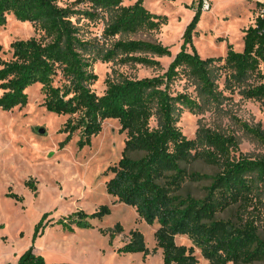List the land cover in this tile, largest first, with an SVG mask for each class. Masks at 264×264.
<instances>
[{"label":"trees","instance_id":"obj_1","mask_svg":"<svg viewBox=\"0 0 264 264\" xmlns=\"http://www.w3.org/2000/svg\"><path fill=\"white\" fill-rule=\"evenodd\" d=\"M81 3L88 8L77 9ZM202 4L203 0H199L198 10L183 33L180 50L164 73L123 77L119 81L108 79L105 91L97 94L91 85L98 78L92 70L98 58L110 60L122 53V62L153 66L160 63L155 56H171L172 51L159 42L134 39L119 40L102 55L93 41L83 37L74 17L94 19L100 11H113L112 22L104 31L111 37L121 32L156 29L164 19L147 9L143 0L129 5L124 0H75L66 6L58 0H0V28L13 15L17 20L32 22L40 35L14 40L11 56L0 58V108L12 110L27 105V89L40 84L43 106L68 116L60 129L66 134L62 146L77 132L79 147L90 145L106 119H117L119 131L126 135L125 146L120 160L104 172L111 174L105 182L106 190L118 202L133 206L148 224H159L154 236L157 247L162 249L163 264H200L193 247L176 242L177 235L188 236L208 264H253L264 261V240L256 226L246 222L238 227L217 214L234 205L246 209L254 204L256 192L264 184V156L236 155L239 145L232 134L200 128L194 138H189L178 125L183 109L200 106L191 94L171 89L182 73L198 82L200 94L213 99L219 95L216 81L220 67L216 64L222 57H202L193 43ZM243 44L241 51L229 46L223 65L229 71L228 80L242 84L249 75H255L258 83L242 93L264 101V74L260 69L264 61V21L257 18L244 31ZM243 126L264 144L262 129L245 123ZM196 160L218 171L207 174L189 169L188 165ZM202 181L209 182L204 196L187 190L188 183ZM26 184L36 190L33 182ZM8 197L23 201L15 192L8 193ZM110 211L108 205L92 213L80 210L57 223L70 231L74 230L72 222L91 228V219L101 220ZM45 216L35 225L33 243L44 231ZM113 238L110 232V241ZM119 251L147 253L143 232L131 230L130 241ZM5 264L77 263L49 262L34 251L32 244L16 263Z\"/></svg>","mask_w":264,"mask_h":264},{"label":"rangeland","instance_id":"obj_2","mask_svg":"<svg viewBox=\"0 0 264 264\" xmlns=\"http://www.w3.org/2000/svg\"><path fill=\"white\" fill-rule=\"evenodd\" d=\"M74 1L58 0V3L66 6ZM135 1L124 0V4ZM207 1L210 8H201L193 43L202 57H222L216 64L220 67L216 81L219 95L213 99L200 94L198 82L182 73L171 89L191 94L200 106L193 110L183 109L178 125L189 138H194L200 128L232 134L239 145L236 155L263 157L264 144L243 126L245 123L264 131V101L247 98L242 93L248 86L258 83V78L249 75L242 84H236L228 80L229 71L223 66L230 45L237 51L243 49L244 31L256 23V0ZM143 3L165 20L158 28L121 32L111 37L104 31L112 22L113 11H100L94 19L83 15L74 17L83 37L93 41L102 55L117 41L134 39L159 42L170 46L172 51L171 56H155L160 63L153 66L122 62L125 57L122 53L110 60L98 58L92 67L98 78L91 85L97 94L105 91L108 79L119 81L123 77L142 78L164 73L180 50L183 33L198 10L199 0H143ZM76 8L83 10L88 6L81 3ZM27 23L8 16L6 25L0 28V58L11 56L14 40L40 36L34 24ZM41 87L35 84L27 89V105L12 110L0 108V264L16 263L32 244L34 251L49 262L163 264L162 249L157 247L154 236L159 224H148L133 206L118 202L106 190L105 182L111 174L104 172L120 160L125 146L126 135L119 131V121L106 119L102 131L92 138L90 145L79 147L80 133L77 132L62 146L66 134L60 129L68 116L58 115L43 106ZM132 155L137 156L136 153ZM188 168L207 174L218 171L217 167L200 160L192 162ZM28 181L35 184L36 190L26 184ZM208 183H188L186 188L202 197ZM10 192L22 196L23 201L8 197ZM103 205H108L111 211L101 220L91 219L94 227L81 228L72 222L74 230L70 231L57 223L74 212L92 213ZM44 214V231L33 243L35 225ZM217 216L238 227L252 222L264 240V184L256 192L252 206L245 209L234 205L218 212ZM133 229L143 232L149 249L147 253L119 251L130 241ZM110 232L114 233L112 241ZM175 240L193 247L199 263L208 264L188 236L177 235ZM253 264H264V261Z\"/></svg>","mask_w":264,"mask_h":264},{"label":"built area","instance_id":"obj_3","mask_svg":"<svg viewBox=\"0 0 264 264\" xmlns=\"http://www.w3.org/2000/svg\"><path fill=\"white\" fill-rule=\"evenodd\" d=\"M202 6L204 7V9L210 8L209 2L207 0H203ZM256 15L258 19L264 21V0H256ZM260 69L264 74V61L261 63Z\"/></svg>","mask_w":264,"mask_h":264},{"label":"bare ground","instance_id":"obj_4","mask_svg":"<svg viewBox=\"0 0 264 264\" xmlns=\"http://www.w3.org/2000/svg\"><path fill=\"white\" fill-rule=\"evenodd\" d=\"M27 23V22H26ZM28 24V23H27Z\"/></svg>","mask_w":264,"mask_h":264}]
</instances>
